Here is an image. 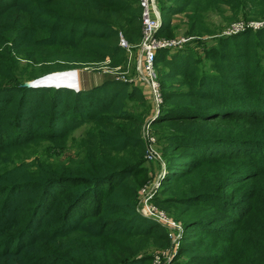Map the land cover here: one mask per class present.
<instances>
[{"label":"trees","instance_id":"obj_1","mask_svg":"<svg viewBox=\"0 0 264 264\" xmlns=\"http://www.w3.org/2000/svg\"><path fill=\"white\" fill-rule=\"evenodd\" d=\"M160 13L157 34L184 13V34L208 42L202 56L160 48L153 61L162 103L151 124L165 163L154 200L177 205L189 234L173 260L264 264V22L203 38L232 19L263 21L264 0H163ZM209 13L226 24L211 28ZM140 36L137 0H0V112L14 110L11 133L0 132V264H152L149 249L170 248L137 208L150 180L142 125L151 104L119 74ZM72 67L101 68V85L21 84ZM51 91L75 99L47 102ZM47 107L55 122L42 130L34 114ZM42 141L58 154L28 159L26 145Z\"/></svg>","mask_w":264,"mask_h":264},{"label":"rangeland","instance_id":"obj_2","mask_svg":"<svg viewBox=\"0 0 264 264\" xmlns=\"http://www.w3.org/2000/svg\"><path fill=\"white\" fill-rule=\"evenodd\" d=\"M159 1V5L162 4L163 0H158ZM207 18L208 20H205L206 22H208L209 26L213 29L217 28L218 26L222 25V24H226L224 23V21L220 20L219 17H217V14L214 13H209L207 14ZM186 16L184 13H178V14H174L172 16V23L173 25H175V27H173V29L170 32H165L163 34H158L159 38L162 39H172L178 36H188L187 34H184V30H185V23H186ZM263 21H259V20H245L243 18H240L239 20H231L229 22H227V24L219 29V31L215 32V33H208L204 35V39H210L213 35L216 34H223V33H229L231 31H235L238 29H241L245 26H251V27H257L258 25H261ZM257 25V26H256ZM171 34H173L171 36ZM199 39L194 38V36H192L188 41L184 42L183 44V48H190L191 50H193L195 52V54L202 56L203 52H202V46L204 44H208V42H205L206 40L203 41H198ZM208 41V40H207ZM181 48V47H180ZM176 50V48H171L170 51H174ZM141 54L139 49L135 48V49H131L128 50V60H127V65H128V70L126 74H119V77L121 78H131L133 77L134 80L137 82V84H139L142 88V91L144 93V95L146 97H150V88L149 85L147 83V76L140 70H142V64H141ZM206 60H202V63H206ZM154 66V71L156 73V77H157V69ZM65 69H73V71H77L78 74L80 75V81L82 83V87H89V86H100L101 85V79L103 77V70L101 68L95 67V68H85V67H72V68H65ZM160 69L161 70H166V67L160 65ZM158 79V78H157ZM84 85V86H83ZM76 91V90H75ZM7 91H3V94L6 93ZM34 97H42V95L36 91L35 93H33ZM5 96L7 97V99H13V98H17L16 95L8 92L7 94H5ZM47 102H51L52 99H56L58 102L62 101V103L65 105H67V101L68 104H70L74 99V92L68 91V92H64V93H60L59 91L55 92L54 94L51 92H49L46 96H44ZM2 98V97H1ZM138 105V104H137ZM152 108V107H151ZM47 108L41 109V110H37L35 115V122L37 124V126L42 129V130H48V127L50 126V124L54 123L55 120H53V114L49 111H47ZM67 114L69 116V118L75 119L74 116V109L72 107H69ZM1 114H6L4 116H1ZM14 115V110H11L9 108H4L3 110H1L0 112V132L7 136L11 133V126L9 125L10 120L13 118ZM147 117V115H146ZM145 117V119H146ZM60 124V123H59ZM88 125V123H82L80 126H76L73 130V134L78 136L84 129V126ZM151 128L153 130L152 124H151ZM154 132V138H155V143H154V147L156 148V150L161 154L162 159L163 155H162V150H161V145H163V141L161 139H158V135L157 133L153 130ZM60 149H58V147L54 146V145H50L48 143V141H42L40 143L37 144H28L26 145V154L29 155L28 159L34 158V157H48V158H52L55 155L58 154ZM62 153L60 154V158H64L69 154H72L74 152L73 150V145L70 143L68 144V146L66 148H64L62 151ZM164 161V160H163ZM147 165H148V169H149V176H150V180L148 181L149 185H151L154 181H158L162 175L164 174L163 172L165 171V163L163 164V162H151V161H146ZM161 185L159 184L157 187V190L155 191L156 193L153 194L151 201L155 203V197H162V193L159 191L160 190ZM141 192H139V203H138V207L140 205L141 202ZM159 208L163 209L165 211V213L167 214L168 218L172 219L175 222H178V224L181 225V230L177 229L178 231H176V234H178V236L172 240L171 246L169 249H149L148 253L149 254H153L155 255L156 252H158V254H160L157 262L155 264H185L187 261V257L186 256H181L178 259L173 260V256L174 253L176 252V249L178 247L180 240V237H186L187 235H189L187 232L184 233L185 229H183V220L181 218V215L178 214V211L180 210V208L175 205V204H171L169 205L170 208L169 209H165L162 206L160 207L158 204H156ZM137 207V208H138ZM139 211V209H138ZM140 212V211H139ZM146 216V215H145ZM153 219V218H151ZM154 220V219H153ZM156 221V220H154ZM158 223V222H157ZM162 227L164 232L168 233V226L163 225L161 223H159ZM196 235V232L195 234ZM168 237V236H167ZM188 237V236H187ZM169 239V237H168ZM170 240V239H169ZM174 241V242H173ZM162 251H164V253L162 254Z\"/></svg>","mask_w":264,"mask_h":264},{"label":"built area","instance_id":"obj_3","mask_svg":"<svg viewBox=\"0 0 264 264\" xmlns=\"http://www.w3.org/2000/svg\"><path fill=\"white\" fill-rule=\"evenodd\" d=\"M141 8V36L138 42V49L141 54L142 72L147 76V83L150 88V104L151 110L149 115L142 125V136L147 144V150L145 158L151 162H163L161 154L154 147L155 138L154 132L151 128V120L158 112L160 104L162 103V94L160 90V84L154 71L153 61L156 50L160 48H180L184 42L188 41L192 35L178 36L172 39H162L158 37L157 29L161 24L160 5L158 0H137ZM257 26V25H256ZM120 44L128 47L127 42L122 36H120ZM164 173V172H163ZM163 176V175H162ZM161 180L154 181L151 185L146 182L141 186L139 192H141V202L138 207L139 211L153 218L158 223L168 226L167 236L170 241L174 240L178 234L176 231L181 230V225L178 222L168 218L165 211L154 204L151 199L155 194L158 185ZM178 229V230H177ZM174 242V241H173ZM164 251H162V254ZM160 254L153 255L152 264H155Z\"/></svg>","mask_w":264,"mask_h":264},{"label":"water","instance_id":"obj_4","mask_svg":"<svg viewBox=\"0 0 264 264\" xmlns=\"http://www.w3.org/2000/svg\"><path fill=\"white\" fill-rule=\"evenodd\" d=\"M65 71H73V69H60V70L50 71V72L41 74L39 76H36L34 78L26 79L21 84L23 86H28V87L52 86V87L57 88V86H60L61 84L58 82L59 76L56 74L60 72H65ZM50 76H53V77H50ZM48 78H53V81L46 82L45 80Z\"/></svg>","mask_w":264,"mask_h":264},{"label":"bare ground","instance_id":"obj_5","mask_svg":"<svg viewBox=\"0 0 264 264\" xmlns=\"http://www.w3.org/2000/svg\"><path fill=\"white\" fill-rule=\"evenodd\" d=\"M56 75L59 76L58 82L61 84L60 86H57V88L66 87V88H70V89H73L76 91L82 88V83H81L80 77H79L80 75L78 74V72L76 70L75 71L60 72ZM50 77H53V76H50ZM45 81L51 82V81H53V78H48Z\"/></svg>","mask_w":264,"mask_h":264},{"label":"crops","instance_id":"obj_6","mask_svg":"<svg viewBox=\"0 0 264 264\" xmlns=\"http://www.w3.org/2000/svg\"><path fill=\"white\" fill-rule=\"evenodd\" d=\"M140 71H142V70H140ZM145 98H146V100H147L148 102H150V100H149V99H150L149 95H148V97L145 96Z\"/></svg>","mask_w":264,"mask_h":264}]
</instances>
